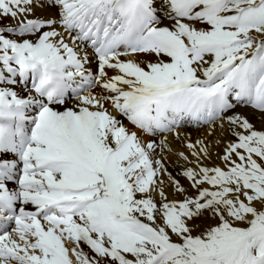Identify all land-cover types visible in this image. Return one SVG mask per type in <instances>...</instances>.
Masks as SVG:
<instances>
[{
	"label": "snow or ice",
	"instance_id": "6c2138e0",
	"mask_svg": "<svg viewBox=\"0 0 264 264\" xmlns=\"http://www.w3.org/2000/svg\"><path fill=\"white\" fill-rule=\"evenodd\" d=\"M0 264H264V0H0Z\"/></svg>",
	"mask_w": 264,
	"mask_h": 264
},
{
	"label": "bare ground",
	"instance_id": "6f19581e",
	"mask_svg": "<svg viewBox=\"0 0 264 264\" xmlns=\"http://www.w3.org/2000/svg\"><path fill=\"white\" fill-rule=\"evenodd\" d=\"M259 123H257V127H259ZM191 134H192V139L193 141H195L197 138H205L207 137L208 140L210 141H215L217 138H222L223 135H226V133H222V131L220 129L216 130V135L215 137L211 136L209 134V130L207 128H200V129H190ZM230 138V137H229ZM170 147L172 148V151L166 152L165 156L166 158L169 160V164H170V171H173V173L175 174L176 171V161H177V151H185L187 152V150L180 145V143L178 141H176L173 137H170ZM223 145H219L216 146L214 148V151H220L222 149ZM181 163H183L181 161ZM172 198V197H170Z\"/></svg>",
	"mask_w": 264,
	"mask_h": 264
}]
</instances>
